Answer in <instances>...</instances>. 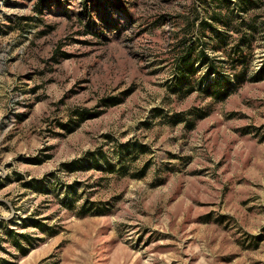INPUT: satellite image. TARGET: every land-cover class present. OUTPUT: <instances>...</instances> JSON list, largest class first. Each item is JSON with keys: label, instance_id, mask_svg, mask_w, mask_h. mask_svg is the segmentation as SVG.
Masks as SVG:
<instances>
[{"label": "rangeland", "instance_id": "1", "mask_svg": "<svg viewBox=\"0 0 264 264\" xmlns=\"http://www.w3.org/2000/svg\"><path fill=\"white\" fill-rule=\"evenodd\" d=\"M0 264H264V0H0Z\"/></svg>", "mask_w": 264, "mask_h": 264}, {"label": "trees", "instance_id": "2", "mask_svg": "<svg viewBox=\"0 0 264 264\" xmlns=\"http://www.w3.org/2000/svg\"><path fill=\"white\" fill-rule=\"evenodd\" d=\"M218 2L222 3L223 0H218ZM210 14H211L210 18L214 19L215 22H219V24L222 26L227 25L228 18L225 15L219 16L217 13H214L213 10L210 12ZM204 21H206V20H201L200 24H207ZM189 24L191 26H193V23H189ZM237 24L241 25V24H244V22L243 21H237ZM224 37H225V34L222 32L214 33V35L211 36V38H213V39L209 41L210 47L212 49L219 48L221 46L222 42H224ZM243 37H244V35L242 37L240 35L238 42L235 45H233L231 53L230 54L227 53V58H228L227 61L230 63L229 66L231 68L234 67V64L236 61H238V60L240 62L243 61L242 59H243V53L244 52L242 50V47L239 46V44H240L239 42H242ZM183 40L184 39H180V41H179V45H181L180 52L175 57L176 61H175V65H174L175 73H174L173 87H174V89H176V87H178V89H181L182 88L181 82H183V84H185V87L183 88V90L185 93H188L194 89V86L191 84V82L189 80L188 72L190 70H192V68H193L191 54H193L195 52V49H194L193 39H190L189 41H187L186 39H185V41H183ZM201 44L206 45L207 42L201 41ZM195 58H198V62L200 64H206L207 70H214L215 69V67L213 65L214 61L202 49L197 50V53L195 54ZM215 62H217V61H215ZM241 75H242V69L240 71H234L231 76H232V79L234 80V82H239V77ZM215 82H216L215 79L211 80L206 87L213 89L216 85ZM225 84L226 83H223L221 85L224 87ZM223 87H220V88L222 89ZM225 88L226 87H224L222 91H221V89H219V87H217L216 89H218L219 91L224 93L226 91V90L224 91Z\"/></svg>", "mask_w": 264, "mask_h": 264}]
</instances>
